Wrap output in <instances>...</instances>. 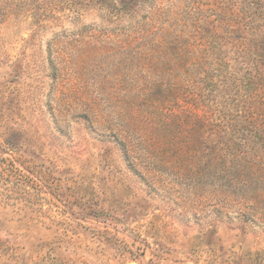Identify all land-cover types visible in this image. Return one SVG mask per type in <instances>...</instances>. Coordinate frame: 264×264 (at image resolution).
<instances>
[{
	"label": "rangeland",
	"instance_id": "1",
	"mask_svg": "<svg viewBox=\"0 0 264 264\" xmlns=\"http://www.w3.org/2000/svg\"><path fill=\"white\" fill-rule=\"evenodd\" d=\"M0 264H264V0H0Z\"/></svg>",
	"mask_w": 264,
	"mask_h": 264
}]
</instances>
